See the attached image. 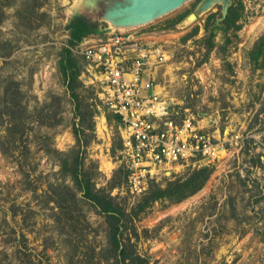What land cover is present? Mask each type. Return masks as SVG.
<instances>
[{"label":"rangeland","instance_id":"1","mask_svg":"<svg viewBox=\"0 0 264 264\" xmlns=\"http://www.w3.org/2000/svg\"><path fill=\"white\" fill-rule=\"evenodd\" d=\"M198 1L130 30L164 48L157 89L201 123L216 118L238 143L206 164L199 187L146 201L151 186L198 166L174 167L129 190L118 124L76 51L107 23L69 45L72 0H0V264H109L105 215L64 168L75 152L94 187L125 207L131 264H264V0H232L224 20L220 3L188 19ZM64 46L78 71L88 139L72 154L79 117L59 64ZM64 184L74 201L64 198Z\"/></svg>","mask_w":264,"mask_h":264},{"label":"built area","instance_id":"2","mask_svg":"<svg viewBox=\"0 0 264 264\" xmlns=\"http://www.w3.org/2000/svg\"><path fill=\"white\" fill-rule=\"evenodd\" d=\"M136 31L106 32L76 51L98 80L101 97L118 117L120 153L130 191L140 192L178 166H201L238 143L217 119L201 123L199 113L178 107L157 89L156 70L165 59L160 43Z\"/></svg>","mask_w":264,"mask_h":264},{"label":"trees","instance_id":"3","mask_svg":"<svg viewBox=\"0 0 264 264\" xmlns=\"http://www.w3.org/2000/svg\"><path fill=\"white\" fill-rule=\"evenodd\" d=\"M231 12L230 7L223 18L226 19ZM69 27V45L79 41L84 35L93 29V25L86 22L82 17L73 15L68 21ZM81 58L82 56L79 55ZM83 59V58H82ZM84 61V59H83ZM59 64L63 69L64 79L70 96L73 98V109L76 116L79 117L78 125L73 122V132L75 136V144L71 149V154L80 146L87 143L88 139L85 137L84 126L82 125V111L81 100L78 97V93L75 90V86L78 84L77 76L78 71L74 66V57L71 54L69 46H64L61 56L59 58ZM113 113V112H112ZM116 122L118 124V117L114 114ZM90 128H93L91 124ZM73 159L69 163L64 161V168L66 172L71 176L76 187L81 191L84 198L90 200L99 210L105 215L106 220V239L108 247L111 250L109 264H131L133 260V254L131 252V244L128 240H124L122 232L125 225V207L118 204L113 196L105 191L103 188H95L91 179L90 172L84 167L83 162L77 160V152L72 154ZM207 176L206 165L194 168L188 176L183 178L178 177L170 180L166 186H151L150 192L146 196L145 200H151L160 196H173L181 197L187 194L189 191L199 187L205 177ZM125 178H127V171L125 169ZM65 188L64 198L68 200L75 199L74 190L67 184L63 185ZM56 198V197H55ZM54 198V199H55ZM57 200V199H55ZM58 201V200H57ZM61 204L58 203V206ZM62 206V205H61Z\"/></svg>","mask_w":264,"mask_h":264},{"label":"water","instance_id":"4","mask_svg":"<svg viewBox=\"0 0 264 264\" xmlns=\"http://www.w3.org/2000/svg\"><path fill=\"white\" fill-rule=\"evenodd\" d=\"M186 1L188 0H72L69 8L72 16H82L90 24L104 21L108 25L107 32H115L148 23ZM231 2L232 0H199L187 18L193 19L220 3L219 19H222Z\"/></svg>","mask_w":264,"mask_h":264}]
</instances>
